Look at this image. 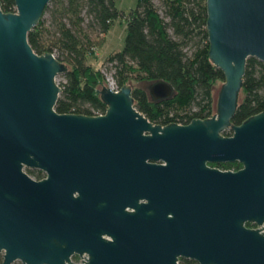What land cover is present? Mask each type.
<instances>
[{"label": "water", "instance_id": "95a60500", "mask_svg": "<svg viewBox=\"0 0 264 264\" xmlns=\"http://www.w3.org/2000/svg\"><path fill=\"white\" fill-rule=\"evenodd\" d=\"M47 1L0 9V264H180L178 253L264 264V106L230 119L246 57L264 63V0H204L208 59L224 77L214 113L164 124L126 82L98 89L101 113L53 108L65 66L26 39ZM147 93L172 86L149 81Z\"/></svg>", "mask_w": 264, "mask_h": 264}, {"label": "trees", "instance_id": "16d2710c", "mask_svg": "<svg viewBox=\"0 0 264 264\" xmlns=\"http://www.w3.org/2000/svg\"><path fill=\"white\" fill-rule=\"evenodd\" d=\"M48 1L37 22L27 31L26 39L33 51H50L65 66L57 73L63 77L58 82L60 90L53 105L57 112L97 114L105 109L98 94L105 84L103 74L87 61L91 41L83 24L81 10H84L90 17L86 25L96 27L100 33L115 18L124 20L122 45L109 53L106 60L114 67L115 85L119 87L126 82L134 107L147 119L160 124L185 123L192 117L204 118L214 113L210 90L215 80L222 81L224 77L208 59L204 0H162L166 19L151 0H136L127 11L117 8L113 0ZM0 9L13 11V0H0ZM46 10L52 30L41 17ZM44 32L48 34L44 36ZM197 34L198 40L194 39ZM189 42L192 48L187 50L185 46ZM158 79L172 86L170 96L154 100L142 87L130 84L132 80ZM263 106L264 63L247 56L236 108L230 119L240 122ZM221 133L229 134L230 129ZM211 163L240 165L236 159ZM27 171L40 175L39 169ZM10 264L22 263L13 260ZM187 264L198 263L192 259Z\"/></svg>", "mask_w": 264, "mask_h": 264}, {"label": "rangeland", "instance_id": "374dc122", "mask_svg": "<svg viewBox=\"0 0 264 264\" xmlns=\"http://www.w3.org/2000/svg\"><path fill=\"white\" fill-rule=\"evenodd\" d=\"M114 5L123 10L127 11L128 8L133 7L135 4L136 0H113ZM154 6L156 7L158 13L161 16H164V8L162 4V0H151ZM49 1H47L48 3ZM49 5V4H48ZM81 14L83 15V24L85 27V30L88 33V36L91 41V46L89 49V52H87V61L93 66L98 68L101 73L103 74L104 80H105V85H108L109 87L112 86V83L114 82L113 79V71L114 67L112 63L107 62L106 56L115 51L118 50L121 45H122V40L124 36V20L120 17L115 18L112 23L109 25L108 29L104 33H100L96 27L92 26L89 27L86 25L87 21L90 20L89 15H86V12L84 10H81ZM42 19L44 20L43 23L50 29L52 30V25L49 24V12L48 10L44 11L42 14ZM164 19L165 16L163 17ZM169 33H171V29L168 28ZM48 33L44 32V36H46ZM194 39L198 40L199 39V34L194 36ZM192 44L189 42L186 46L185 49H191ZM54 53H56V50L54 49ZM63 80V77L61 74H56L55 75V81L58 82ZM221 81L220 80H215L212 84L210 93H211V101H212V109L214 112V107H215V101H216V96H217V91L219 88ZM138 85L142 87L144 90L147 91V86L149 84V81L146 80H132L130 83ZM1 256V252H0Z\"/></svg>", "mask_w": 264, "mask_h": 264}, {"label": "flooded vegetation", "instance_id": "af4514ba", "mask_svg": "<svg viewBox=\"0 0 264 264\" xmlns=\"http://www.w3.org/2000/svg\"><path fill=\"white\" fill-rule=\"evenodd\" d=\"M211 162H212V161H208L207 163L212 165ZM213 165H216V164H213ZM24 168H25L26 170L29 169V168L39 169L40 175H41V174H44L43 170H42L41 168H39V167H28V166H26V167H24ZM28 172H29V171H28ZM29 173H30L31 175H34V174H32L31 172H29ZM245 224H255V223L252 222V221H248L247 223L245 222ZM74 253H76V252H72L71 254L74 256ZM177 255H178V258H179L180 264H187V261L192 260V259H195V258H193V257L184 256V255H182V254H180V253H178ZM15 260H17V259H15ZM195 260H196V262H197L198 264H200V263L198 262L197 259H195Z\"/></svg>", "mask_w": 264, "mask_h": 264}, {"label": "built area", "instance_id": "2783aa9c", "mask_svg": "<svg viewBox=\"0 0 264 264\" xmlns=\"http://www.w3.org/2000/svg\"><path fill=\"white\" fill-rule=\"evenodd\" d=\"M111 84H113L112 86H110L112 89H117L118 87L115 85V83H112V80H111ZM98 113H101V112H98ZM85 254L84 252L81 253V254H78V253H74V256L72 254H70V256L74 257V258H77L81 255Z\"/></svg>", "mask_w": 264, "mask_h": 264}]
</instances>
